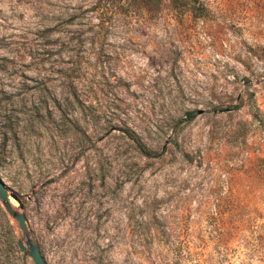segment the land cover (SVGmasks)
<instances>
[{"label":"rangeland","instance_id":"1","mask_svg":"<svg viewBox=\"0 0 264 264\" xmlns=\"http://www.w3.org/2000/svg\"><path fill=\"white\" fill-rule=\"evenodd\" d=\"M97 2L0 0V264H264V0Z\"/></svg>","mask_w":264,"mask_h":264},{"label":"water","instance_id":"2","mask_svg":"<svg viewBox=\"0 0 264 264\" xmlns=\"http://www.w3.org/2000/svg\"><path fill=\"white\" fill-rule=\"evenodd\" d=\"M9 198H13L15 199V197L11 194H8L6 192V189H5V185L2 181V179L0 178V200L1 201H4V202H7L9 200ZM18 223H19V226L20 228L22 229V231H25L26 230V226H25V222H24V219L22 217L18 218ZM17 248L19 249V251L21 253H23L25 251V247L23 245V243L21 241H18L17 242ZM29 256L31 258V260L33 261L34 264H46L38 250V248L35 246V245H32L30 248H29Z\"/></svg>","mask_w":264,"mask_h":264},{"label":"trees","instance_id":"3","mask_svg":"<svg viewBox=\"0 0 264 264\" xmlns=\"http://www.w3.org/2000/svg\"><path fill=\"white\" fill-rule=\"evenodd\" d=\"M114 0H98L97 2V5H98V8H106L109 4H112ZM120 2V0H118ZM130 1V0H129ZM146 2H149V3H153L155 1H158V0H145ZM173 2L176 3V5H185L188 3V1H192V0H172ZM188 117H189V120L191 119L192 117V114H188ZM136 142V141H135ZM141 146V145H140ZM0 216L1 218L3 219L4 221V225H5V229H6V235H7V240L9 242V246L11 247V249L14 247L13 245V240H12V230H11V226H10V223H9V220L8 218L6 217V215L4 214L1 206H0Z\"/></svg>","mask_w":264,"mask_h":264}]
</instances>
